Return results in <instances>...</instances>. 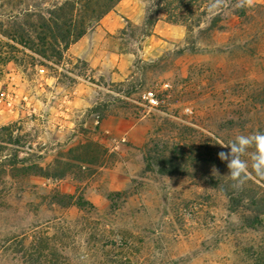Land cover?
I'll return each mask as SVG.
<instances>
[{
	"label": "rangeland",
	"instance_id": "rangeland-1",
	"mask_svg": "<svg viewBox=\"0 0 264 264\" xmlns=\"http://www.w3.org/2000/svg\"><path fill=\"white\" fill-rule=\"evenodd\" d=\"M154 1L123 0L61 63L0 35V264H23L24 250L48 247L54 264H244L258 252L261 234L238 235V245L224 239L236 218L206 200L205 186L145 174L143 148L153 133L172 144L184 128L222 138L230 121L234 135L264 128V10L251 14L248 27L230 14L220 31L190 45L186 29L159 13L160 30L159 21L143 41ZM233 38L237 48L221 52ZM146 92L167 107L150 111ZM79 155L100 160L83 167L82 179L11 173L23 161L47 168ZM131 185L134 195L113 208L108 195ZM56 193L93 209L79 202L61 209L51 203Z\"/></svg>",
	"mask_w": 264,
	"mask_h": 264
},
{
	"label": "trees",
	"instance_id": "trees-1",
	"mask_svg": "<svg viewBox=\"0 0 264 264\" xmlns=\"http://www.w3.org/2000/svg\"><path fill=\"white\" fill-rule=\"evenodd\" d=\"M35 1L37 0H0L2 13L0 17L4 19L0 23V35L47 62L61 63L71 46L99 27L103 19L123 0H55L47 8L35 6ZM154 2L155 9L153 11L149 9L144 25L143 41L154 36L153 29L160 21L159 13L166 14V22L169 25L186 29V43L190 45L199 38L209 39L214 32L220 31L230 14L240 20L241 26L248 27L251 24V14L256 10H264L262 5L253 8L237 7L238 0H223L220 6H214V0ZM236 45V39L233 38L230 45L220 50L221 52L231 50L237 48ZM194 47L191 51L197 52V48ZM92 114L98 115L100 110L95 108ZM234 126L235 123L232 121L225 125L226 138L218 134L204 135L194 129L184 128L178 130L180 139L172 144L157 138L156 133L149 134L143 148L145 174L162 178H187L193 183L205 186L211 192L206 200L222 202L229 216L236 218L235 222L229 221L225 227L224 239L233 237L238 245V235L261 234L262 241L258 252L253 255L254 258H248L250 261L244 260V264H264V181L258 180L253 174L242 189L234 188L233 181L225 176L229 172L226 162L218 158L219 152L230 150L222 148L218 142L227 143L242 135L232 134ZM257 132H264V128L261 127ZM252 151L254 149L249 148L248 152ZM76 152L73 149L68 156H73ZM241 158L248 160L251 171L249 156L244 155ZM99 163V158L92 162L86 156L80 155L72 157V163L58 160L55 166L47 168L26 164L23 161L20 168H13L11 173L15 178L40 177L55 181L64 180L72 173L82 179L85 174L84 166L91 167ZM213 166L217 169L215 175L212 173ZM134 193V187L131 185L126 191L109 194L107 199L113 208L118 209L123 207L124 201L131 198ZM75 202H79L82 209H93L80 197L56 193L51 199L53 205L64 210L71 208ZM32 249L24 250L25 255L21 259L23 264H54L57 254L50 252L49 247L45 250L41 248L38 252V248ZM27 252L35 254L27 255Z\"/></svg>",
	"mask_w": 264,
	"mask_h": 264
},
{
	"label": "clouds",
	"instance_id": "clouds-1",
	"mask_svg": "<svg viewBox=\"0 0 264 264\" xmlns=\"http://www.w3.org/2000/svg\"><path fill=\"white\" fill-rule=\"evenodd\" d=\"M223 0H214V6H220ZM255 0H238L237 7H253ZM222 148H228L230 151H221L218 158L226 162L229 172L226 177L233 181V187L242 189L246 181L253 177L264 181V132H256L251 135H238L234 140L227 143L218 142ZM249 148L254 151L248 152ZM248 155L251 161V171L249 170L248 160L241 157ZM212 173L215 175L217 169L212 167Z\"/></svg>",
	"mask_w": 264,
	"mask_h": 264
},
{
	"label": "built area",
	"instance_id": "built-area-1",
	"mask_svg": "<svg viewBox=\"0 0 264 264\" xmlns=\"http://www.w3.org/2000/svg\"><path fill=\"white\" fill-rule=\"evenodd\" d=\"M166 87L172 89L173 86L167 85ZM143 98L150 111H162L167 107V100L159 98L154 92H146Z\"/></svg>",
	"mask_w": 264,
	"mask_h": 264
},
{
	"label": "crops",
	"instance_id": "crops-1",
	"mask_svg": "<svg viewBox=\"0 0 264 264\" xmlns=\"http://www.w3.org/2000/svg\"><path fill=\"white\" fill-rule=\"evenodd\" d=\"M160 24H162V21H160L159 24L157 25V31H156V33H158V30H160V28H161ZM172 28H174V27H172ZM178 33L182 35L183 34V31L182 30H178Z\"/></svg>",
	"mask_w": 264,
	"mask_h": 264
}]
</instances>
